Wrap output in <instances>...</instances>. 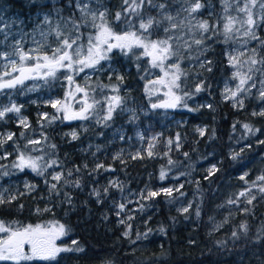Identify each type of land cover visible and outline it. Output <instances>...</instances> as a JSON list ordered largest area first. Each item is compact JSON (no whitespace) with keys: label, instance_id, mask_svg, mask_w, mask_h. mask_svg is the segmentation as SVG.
Listing matches in <instances>:
<instances>
[{"label":"trees","instance_id":"trees-1","mask_svg":"<svg viewBox=\"0 0 264 264\" xmlns=\"http://www.w3.org/2000/svg\"><path fill=\"white\" fill-rule=\"evenodd\" d=\"M158 1L153 0L154 4ZM207 1L218 6L219 0ZM47 7L49 5L42 6V8ZM124 7L122 0L118 12H123ZM29 8L36 11L41 5L27 6L24 0H0V15L4 10L24 15ZM159 12V8L146 4L141 16L143 18L152 16L160 21ZM139 21L140 17L130 16L125 19L122 15L117 26L134 23L132 29L140 33ZM87 32L89 29L80 27L83 40L87 39ZM162 33L160 22L150 29L148 38L161 40ZM209 42L211 46L204 54L207 62L199 70L198 80L201 90L196 91L198 86L185 67L182 68L179 85L175 87V93L181 96V106L193 101L200 103L206 100L212 105L206 107L202 103L191 112L177 111V115L187 118L185 127L165 126L166 110L163 107H152L155 101L164 99V95L159 93L154 96L151 94L154 92L146 91L145 76L151 67L149 55L131 57L124 63L120 62L124 84L115 77L106 80L104 76L102 80H98L95 94L100 91V86L107 89L110 84H116L120 88L129 89L143 106L149 107V112L144 111L141 114L143 126L147 135H155L159 145L157 150L161 155L168 150L164 145L166 137L175 138L174 132L177 130L179 142L176 141L168 155L161 159L145 157L144 161L134 162L133 165L124 168L118 163H110V157H107L102 158L105 168L97 169L96 162L89 158V155L78 151L82 144L90 140H97L103 145L104 141L109 139L112 130L124 123L123 118L117 113L106 123L98 124L99 128L82 133L74 141L63 137V132L72 127V123L67 121L73 119L66 117L80 113L83 107H74V110L62 113L57 107L24 105L22 109L29 117L31 122L29 126L16 124V121L9 119L10 116L6 119L8 122L0 120V132L8 130L14 133L12 139L7 140V143L11 144L9 148L4 149L0 146V155L11 152L13 145L22 152H33L32 147H36L37 144L28 145L27 142L34 135H39L41 149L33 153L41 157V162L56 161V167L64 175L63 180L55 181L47 171L29 172L14 168L12 165L14 154L8 159L1 158L0 166L3 165L8 170L0 171L1 181L5 182L6 177L11 174H14V178L24 176L36 183L38 189L31 194L18 195L15 199H11L12 196H3L4 202L0 203V220L15 227L39 222H57L64 225L68 235V240L65 239L63 245L83 249V251L63 252L53 261L38 260L30 264H264V191L252 190L255 199L253 202H246L247 213L242 217L230 219L223 228L216 230L217 223L222 217L221 210L216 208L214 201L218 188L230 171L238 172L248 156L264 150V141L255 142L259 135V126L264 124V116H253L245 109H235L231 101L222 100L221 83L230 75L231 66L226 58L225 46L217 34H214ZM10 50L12 55L16 47H11ZM117 54L122 58L123 52L113 51L109 55L110 59L116 61ZM30 57L31 59L23 61L25 68L33 67L37 62L35 60L37 56ZM43 62L41 57L40 63ZM34 73L36 72L28 75ZM9 79H12L11 75L5 76L0 82ZM26 85L27 82H23L13 88L0 89V101L6 100L11 94L14 97L22 94ZM64 90V88L58 89L60 97L63 96ZM104 90H101V93ZM37 111H45L50 118L53 116L57 118L49 121L46 117L39 119L36 117ZM195 124L206 126L203 135L193 133ZM246 124L252 131L244 127ZM159 132L160 134L156 136ZM178 144L181 145L180 150H176ZM246 144L250 145L246 154L240 152L230 155L232 147ZM210 152H214L220 158L219 168L215 174L206 178V174H198L196 168L203 164L200 155ZM143 162L147 163L148 169L153 170L152 176L156 188L170 183L171 177L178 172L188 171L194 178H198L180 190L174 191L171 196L161 192L158 196L142 198L128 206V209L132 207L134 209L122 213L119 208L121 195L128 189L140 186L142 181L138 182L134 172L141 169ZM69 172H71L70 176ZM162 172L164 176L170 177L165 182H163L164 178H161ZM111 174L123 179L121 187L108 186L106 177ZM76 182H79L78 186ZM54 183L57 185L55 190L51 187ZM187 189L193 192L196 198L197 217L194 224L196 228L181 226L177 212L176 205L181 199V193ZM94 190L100 195L97 196ZM40 195H47L48 200L38 199ZM47 205L51 208L45 209ZM242 225L247 226L246 232ZM188 229L199 232L203 245L200 247L193 243L185 244L189 250L182 254L175 244V238L177 236L185 238ZM126 232L128 235H125ZM157 232L161 234L157 235ZM233 233H236V236H233ZM73 241L77 244L73 245ZM138 246L145 248L138 250ZM161 253L165 254L164 258L153 260V257L162 255Z\"/></svg>","mask_w":264,"mask_h":264},{"label":"rangeland","instance_id":"rangeland-1","mask_svg":"<svg viewBox=\"0 0 264 264\" xmlns=\"http://www.w3.org/2000/svg\"><path fill=\"white\" fill-rule=\"evenodd\" d=\"M24 1L27 6L39 4L41 8L36 11H32L31 8H29L24 15L19 12L12 13L11 11L4 10L0 15V80L5 77L4 73L6 72L11 73L12 78L19 75L18 71L12 72L9 66L10 60L16 61L17 68L25 66L23 65L24 62L19 59V55H10L11 47H16L14 52L21 54L28 53L30 56L39 57H43L44 55L51 56L53 50L59 43L55 35L57 25H59L60 30L70 41L79 35L80 38L77 40V44L73 45V48L75 49L77 46H81V59L86 55V49L89 46V37H95L97 35V29L92 27L91 21H89L88 24H80V27L84 26L89 29V32L86 33V40H83L80 35V27L78 31L73 27L71 21L75 20L79 23L82 19L81 13L76 7L78 0ZM262 2H264V0H256L255 5H252L251 0H219L218 6L216 7L207 0H200L203 6L191 15L185 11V9L189 7L187 0H159L156 3H163L165 5L163 10L159 9L160 22L163 29L161 40H168L172 51L176 53V55H170L164 59L161 67L154 66L152 57L150 56L151 67L145 76V87L147 92H154L151 93L153 95L159 93L164 95V99L157 100L154 104L176 103V107L174 108L163 107L166 110L164 115L165 126L177 128L178 126L185 127L187 125V118L177 115V111L191 112L198 104L201 105L202 103L205 104L206 107L212 106L211 102L208 100L201 101L200 103H198V101H193L187 105L181 106V96L175 93V87L179 85L183 67L189 70L197 86L200 85V81L198 80L200 77L199 70H201L207 62L204 54L209 50L211 46L209 41L214 37V34H217L222 44L225 46L226 58L228 64L231 66L230 75L224 78L221 83L220 94L222 100L231 101L235 109H245L247 113L253 116H264L260 114L264 113V96L261 95V93L264 92V63L259 62L264 60V52L262 53V47L264 45V19H261V17H264V8L261 7ZM79 3L81 5L87 4L90 9L97 11V13L107 8V21L113 32L123 34L126 31H135L138 35L140 34L138 30L132 29L134 23H131L133 25L132 27H129V24L117 26L118 21L115 20V13L118 12L122 0H79ZM44 5H49V7L42 8ZM245 5H248L251 9L253 18L256 20V25L252 27V32L257 37L256 39H253L251 35L245 34L249 28L247 24L243 23L247 19L246 12L241 11V9L245 8ZM165 15H170L174 19L168 21L164 19ZM45 17H48L51 23H45ZM229 17L234 19V24L231 32H226L225 25L228 23ZM144 19H147V17ZM203 21H207L210 25V29L207 32L203 31L198 26L199 23ZM96 23L99 24L100 21L97 20ZM173 23L177 25L176 28H172ZM196 41H201V43L197 44ZM113 51L123 52L122 58L119 53L115 56V58H117L116 61L111 60L109 55ZM3 53H8V58H5ZM144 55V49L134 45L130 51L128 49L120 50L114 48L111 52L107 53L108 59L100 60L94 67H86L83 71H70L65 68H57L54 76H45L47 70H39V72L30 75L28 79L24 80V82H27V85L23 88L22 94L15 97L11 94L7 96L8 100L0 101V110L11 107L13 104L20 107L19 113H6L0 120L8 122L6 119L10 116L9 119L16 121V124H21L20 121L24 120L29 126L31 122L28 115H26L22 109L24 105L52 106L54 102L59 101L60 103L57 104L56 107L57 110L62 113L74 110V107H83V109H86L83 113L86 118L77 117L73 120H68V123H72V127L63 132V137L74 141L79 138L82 133L99 128L98 124L106 123V121L109 120L105 119L107 116L109 98L120 96L123 99V104L115 109L112 116L117 113L118 116L123 118L124 123L112 130L109 139L105 140L103 145L97 140H90L82 144L78 148V151L89 155V158L96 162L97 169L105 168V162L102 158L107 157H110V163H118L119 165H123L124 168L133 165L134 162L144 161L145 157L161 159L168 155L169 150L173 148L176 141L179 142L180 137L177 134V130L174 132L175 138L171 136L166 137L164 145L168 150L161 155L157 150L159 145L155 135H147L143 126L141 114L144 111L149 112V107L143 106L142 102L138 101L136 96L133 95L129 89L127 90L124 87L120 88L116 84H110L107 89L100 86V91L95 94L98 80H102L104 76L106 80L112 77L116 79L123 77L120 62L124 63L131 57ZM233 58L235 62H233ZM252 58L257 61L256 64L250 62ZM156 63H160V61H156ZM176 66L179 67V72H177ZM75 67L78 68L79 66ZM249 69H252V71L250 72ZM238 72L241 75L251 76V79L247 80V82L241 86L244 90L239 92L236 98H233L231 97V93L236 91L237 87L240 86V76L236 75ZM69 75L72 77L71 80L67 79ZM174 76H178L179 78L173 83ZM121 82L124 84L123 80ZM77 86L84 91H77ZM59 88L65 89L61 97L58 95ZM101 90L104 91L101 93ZM85 93H87V95H85ZM175 97H179L180 99L175 100ZM241 100L243 101L242 106L239 103ZM87 104H93V107L88 109ZM44 114L47 113L45 111H37L36 117L42 119L45 117ZM46 119L47 121L51 120L48 115ZM205 128L206 126L204 125L195 124L193 126V133L200 134V130H203L205 133ZM73 132L77 134L76 139L72 138L71 134ZM9 133L12 132L8 130L0 132V139L6 140ZM159 134L160 132L157 133L156 136ZM177 137H179V139H177ZM29 141H37L38 143H29ZM29 141L27 142L28 145L37 144L36 147H32L33 152L41 149V145H39L41 137L39 135H34ZM169 141H171V143H169ZM263 141L264 124H261L259 126V135L255 142L261 143ZM7 142L6 140V142L0 144V146H3L4 149L9 148L11 144ZM249 146V144H246L241 147H232L230 155L240 152L246 154ZM180 149L181 145L178 144L176 150ZM33 152H22L13 145L11 152L0 155V160L1 158L8 159L11 154H14L12 164L14 168L20 171L38 172L33 171L31 168L25 167L21 170L14 166L18 163L19 154L22 153L26 159L31 158L35 160L40 171H47L51 178L58 173L63 174V172L56 167V164H52L53 160H49L47 163L41 162V157ZM149 152H151V155H149ZM200 158L203 164L196 168L198 174L204 173L207 178L217 172L220 158H218L214 152L203 153L200 155ZM44 163L45 165L43 166ZM101 165L102 167H100ZM4 170L8 171L5 166H0V171ZM1 174L0 172V177ZM15 174L19 173L15 172ZM134 174L138 182L142 181V183H140L138 188L128 189V191H125L121 195L120 204L125 205V207L121 209L122 213L134 209V207L128 209V206L142 198H148L149 192H159L161 189L170 188L173 193L174 191L180 190L185 185L191 184L198 178H194L188 171L178 172L171 177L170 180L172 181L170 183L162 184L156 188L154 177L152 176L153 170L148 169L147 163L145 162L141 165V169L135 171ZM11 175L6 177L7 179L5 182L0 180V197H16L22 194H31L38 189L37 184L30 178L24 176L14 178V174ZM262 176H264V150L260 153L248 156L238 172L230 171L226 175L214 199L215 206L217 209L221 210L222 215L220 221L217 223L216 230L223 228L225 223L230 219L242 217L247 213L246 202H253L255 199L251 191L264 189V181L258 179ZM169 178L170 177L165 175L163 182ZM63 179L64 175L61 177V180ZM106 179L108 181V186L113 188H119L123 184V179L118 175H107ZM26 185L34 187H26ZM241 193H244V195H241ZM38 199L47 201L48 196L40 195ZM195 201L196 198L194 193L190 192L188 189L181 193V199L176 205L181 226L196 228V225H194L196 224L197 217ZM49 208H51L50 205L45 206V209ZM185 208L188 209L187 212L183 211ZM0 222L3 221L0 220ZM3 225L6 228H11L12 231H22L29 226L15 227L5 222H3ZM30 225L33 229L39 225L41 233H48L46 236L43 235V239L46 242H50L55 247L59 248L68 247L63 245V242L68 240L65 227L64 234H59V226L62 224L57 222H39ZM156 234L160 235L161 232H157ZM9 235V232H0V241H6ZM192 243L200 247L203 245V240L196 230L192 232L188 229L185 238H179L178 236L175 238V244L179 247V251L182 254L187 253L189 250L185 244ZM144 248L145 246L137 247L138 250ZM22 251L25 255H31V244L25 242L22 246ZM62 253L63 252L59 253L58 256ZM161 254L162 255L153 257V260L156 261L157 259L164 258L165 254ZM23 262H26V260H2L0 264H20Z\"/></svg>","mask_w":264,"mask_h":264},{"label":"snow or ice","instance_id":"snow-or-ice-1","mask_svg":"<svg viewBox=\"0 0 264 264\" xmlns=\"http://www.w3.org/2000/svg\"><path fill=\"white\" fill-rule=\"evenodd\" d=\"M189 3V7L185 9L190 15L192 13L197 12L203 5L200 3V0H187ZM252 5H255L256 0H251ZM148 5L150 7H157L161 10L165 8V5L163 3L161 4H154L153 0H123V5L125 6L123 9V12H116L115 13V20L120 21L122 15L125 17V19H128L130 16H136L140 17V22L138 24V29L141 30L140 34L138 35L135 31H126L123 34H117L113 32L112 28L109 26V22L107 21V8H104L103 11H97L92 10L88 7L87 4L81 5L79 3V0L77 2L76 7L79 9L81 13V21L78 23L77 21L73 20L71 23L73 24V27L79 30L80 24H88L89 21H91L92 27L97 29V35L95 37H89V46L86 49V55H82L81 46H77L75 49L73 48V45L77 44V40H79V35L76 36L75 39L69 40L67 36L64 35V33L60 30L59 25H57V28L55 29V35L59 41L58 46L53 50L52 55H44L42 57L43 63H40L41 57L37 56L35 57V60L37 61L33 67L25 68L20 67L17 68L16 61L10 60V67L12 69V72H19L18 76L13 77L12 79H9L7 81L0 82V89L3 88H13L17 84H22L25 79L29 78V73L32 72H39L41 68L46 69L45 76H54L55 71L57 68H65L70 71H83L84 68H91L94 67L96 64L100 62V60L108 59L107 53L111 52L114 48L115 49H128L129 51L132 49V47L135 45L137 47H140L144 49L145 55H149L152 57L154 66L161 67L162 62L164 59H166L170 55H176L172 51L171 45L169 44L168 40H150L148 38V34L150 29H152L155 25H158L160 23L159 20H156L152 16H148L147 19H144L141 16L142 10L144 9L145 5ZM261 7L264 8V2L261 3ZM241 11L246 12L247 19L243 23L247 24L249 26L246 35H251L253 39H256L257 37L252 32V27L256 25V20L253 18V14L251 9L248 7V5H245V8L241 9ZM45 23H51L48 19V17H45ZM164 19L168 21H172L174 18L170 15H165ZM261 19H264V17H261ZM99 20L100 23L97 24L96 21ZM234 24V19L229 17L228 23L225 25V31L231 32L232 26ZM133 25L129 22V27H132ZM199 28L203 31L207 32L210 29V25L207 21H203L199 23ZM177 25L175 23L172 24V28H176ZM167 31V29H166ZM197 44L201 43V41H196ZM5 58H8V53H3ZM12 55H19V59L21 61L31 59L30 55L28 53H18L14 52ZM156 61H160V63H156ZM233 62L234 58H233ZM252 64H256L257 61L252 58L250 60ZM260 63H264V60L259 61ZM75 66H79L78 68ZM177 72H179V67L176 66ZM210 70V69H209ZM251 72L252 69H249ZM5 76L11 75V73H4ZM236 75L240 76V86L237 87V90L231 93V97L236 98L239 92H242L244 89L241 87L244 85L247 80L251 79V76L247 75H241L239 72L236 73ZM178 76L173 77V83L176 79H178ZM67 79L71 80L72 77L69 75ZM121 81L123 80V77H119ZM201 90L200 86L196 88V91L199 92ZM77 91L83 92L84 90L79 88L77 86ZM87 95V93H85ZM262 96H264V92L261 93ZM179 97H175V100H179ZM59 101H56L52 104L53 107H56L57 104H59ZM98 103V102H96ZM240 105H243V101H239ZM123 104V99L120 96H113L109 98L108 102V110H107V116L105 119H111L112 114L115 111L116 108L120 107ZM93 107V104H87V108L90 109ZM153 108L157 107H165V108H174L176 107V103H165V104H153ZM86 111V109H82L80 113H77L73 116H68L66 118L68 119H74V118H86L84 117L83 113ZM9 112H20V107H17L15 104H13L11 107H6L0 110V118H3L6 113ZM255 114V113H254ZM261 115H264V113H260ZM45 117L47 114H44ZM57 117L53 116L51 117L52 120H55ZM21 124H23L25 127H27V123L24 120L20 121ZM246 129L249 131H252V129L249 127V125H244ZM200 134L203 135V130H200ZM14 133H9L6 140H11ZM23 135V133L21 134ZM72 138L76 139L77 134L73 132ZM179 139V137H177ZM6 140L0 139V144L5 143ZM29 143H38L37 141H29ZM171 143V141H169ZM54 147V146H53ZM149 155H151V152H149ZM235 158V157H234ZM56 161H52V164H56ZM17 168H20L21 170L25 167L31 168L33 171L40 172V169L38 168V165L35 160L31 158H25L24 155L21 153L18 156V163L14 165ZM102 167V165L100 166ZM42 174V172H41ZM211 174V173H210ZM62 173H58L53 177V180L60 181L62 177ZM68 175H71V172L68 173ZM161 178H164V173H161ZM261 181H264V176L259 177ZM67 183V181H65ZM77 186L79 182H76ZM26 187H34V186H27ZM52 189L55 190L57 185L54 183L52 184ZM264 191V189H261ZM95 191V190H94ZM107 189H105V192ZM161 192L171 196L172 189H161L160 192H149L148 197H154L161 194ZM95 194L97 196L100 195L98 191H95ZM241 195H244V193H241ZM147 198V197H146ZM11 199H15V197H11ZM3 198L0 197V203H3ZM251 201H249L250 203ZM125 205L120 204L119 208L123 209ZM183 211L187 212L188 209L185 208ZM119 214V213H118ZM123 223V221H121ZM242 227L245 229V232L247 231V226L242 225ZM60 235L64 234V225H60ZM0 232H9L10 235L6 241H0V261L2 260H28V259H34L39 258L42 260L47 261H53L56 259L59 253L61 252H71V251H83L80 247H65V248H59L52 245L50 242H46L43 239V233L40 231V226L37 225L35 229L32 228L31 225H29L27 228L23 229L22 231H12L11 228H6L3 225V222H0ZM125 235H128L126 232ZM233 236H236V233H233ZM27 242L31 244L32 252L31 255H25L22 251L23 244ZM77 242L73 241V245H76Z\"/></svg>","mask_w":264,"mask_h":264},{"label":"flooded vegetation","instance_id":"flooded-vegetation-1","mask_svg":"<svg viewBox=\"0 0 264 264\" xmlns=\"http://www.w3.org/2000/svg\"><path fill=\"white\" fill-rule=\"evenodd\" d=\"M43 234H44V236L48 235L47 232H44ZM38 260L42 261V259L34 258V259H28V260H26V263L30 264V263H32L34 261H38Z\"/></svg>","mask_w":264,"mask_h":264},{"label":"bare ground","instance_id":"bare-ground-1","mask_svg":"<svg viewBox=\"0 0 264 264\" xmlns=\"http://www.w3.org/2000/svg\"><path fill=\"white\" fill-rule=\"evenodd\" d=\"M117 217V216H116ZM40 263V262H39Z\"/></svg>","mask_w":264,"mask_h":264}]
</instances>
